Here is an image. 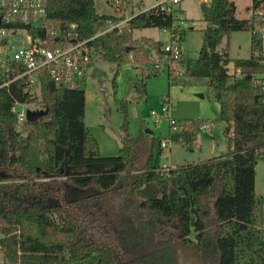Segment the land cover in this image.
Masks as SVG:
<instances>
[{"label": "trees", "instance_id": "trees-1", "mask_svg": "<svg viewBox=\"0 0 264 264\" xmlns=\"http://www.w3.org/2000/svg\"><path fill=\"white\" fill-rule=\"evenodd\" d=\"M262 0H253L252 6ZM208 26L196 65L184 57L183 76L205 79L226 123L228 152L196 164L162 172V139L139 143L128 133L116 156H103L85 125L83 89L58 88L44 75L41 99L22 82L0 90V249L11 264H175L181 243L216 264H264V206L255 194L256 167L264 156L263 42L253 33V17L240 19L231 0L203 2ZM49 16L76 23L81 39L94 36L109 21L125 17L99 14L95 0H51ZM145 28L169 30L184 41L185 30L160 6L133 15L127 26L90 43L106 62L163 59L164 43L135 38ZM250 31L251 56L232 60L219 51L233 32ZM233 64V71L230 65ZM141 75L135 87L145 91ZM169 75L173 78L172 72ZM177 79V78H174ZM40 102L47 114L21 125L16 102ZM127 117L126 103H123ZM208 120L171 123L170 139L188 149ZM127 130V123L123 127ZM92 188L84 200L77 192Z\"/></svg>", "mask_w": 264, "mask_h": 264}, {"label": "rangeland", "instance_id": "rangeland-1", "mask_svg": "<svg viewBox=\"0 0 264 264\" xmlns=\"http://www.w3.org/2000/svg\"><path fill=\"white\" fill-rule=\"evenodd\" d=\"M115 5L112 0H95L99 14L116 15L125 13V18H131L141 11L152 8L159 0H118ZM210 0L204 2L209 3ZM236 5V15L240 19L251 15L252 0H231ZM203 0H183L177 9L185 20L184 41L180 44L184 57L191 66L196 65L204 41V30L208 26L202 12ZM119 6L122 9H119ZM152 37L164 44L171 42V34L158 28H145L134 31V37ZM26 34L19 32L14 38L17 45ZM251 32H233L230 38H224L219 51L227 49L232 60L248 59L251 56ZM123 63L106 62L97 56L89 65L87 81L82 89L86 94L85 125L99 143V152L103 156H116L124 146L123 139L127 133L139 143L149 144L153 139L169 142L163 148L162 165L172 169L188 164H196L214 156L228 152V136L225 134L226 123L219 119L220 105L212 88L205 79L183 76L186 66L172 63V75H169L167 59H161L153 54L147 62H136L132 55ZM156 62L163 70L156 76L146 79L145 91L140 92L135 85L141 75L155 71ZM233 64L230 71H233ZM177 78V79H174ZM41 99V93L37 91ZM165 98H170L173 110L163 112ZM126 103V112L123 103ZM40 102L25 104L19 110H41ZM153 113L155 115H153ZM208 120L213 122L212 131L201 130L197 134V145L188 149L180 143H170L171 120ZM127 123V130L123 127ZM21 139L26 136V130L19 124ZM256 197L264 206V156L256 167L255 182ZM1 238V234H0ZM0 264H11L5 259L0 249Z\"/></svg>", "mask_w": 264, "mask_h": 264}, {"label": "built area", "instance_id": "built-area-1", "mask_svg": "<svg viewBox=\"0 0 264 264\" xmlns=\"http://www.w3.org/2000/svg\"><path fill=\"white\" fill-rule=\"evenodd\" d=\"M112 1L115 5L119 4L118 0ZM182 1L159 0L153 7L160 6L167 10L176 19V28L182 30L185 20L177 9ZM50 2L51 0H0V90L9 89L13 84L22 82L31 97L40 99L37 91L42 96L44 75L51 77L58 88L82 89L83 83L87 81L89 65L98 56L90 43L114 28L127 26L130 19L124 18L117 23L109 21L91 38L81 39L76 23L66 24L49 16ZM251 9L253 33L263 42V46L255 54L263 56L261 64L264 66V0ZM164 31L171 34V42L164 44L166 55L163 59L169 61L166 66L172 72V63L184 58L180 46L182 42L179 41L178 34L166 29ZM19 32L26 34L21 39V45L14 41ZM155 70H163L160 63L156 62ZM257 78L261 90L264 91V72L257 75ZM165 103L169 105L164 106L163 112L173 110L170 98H165ZM25 104L30 103L16 102L12 108L17 114L19 124L27 121L28 111L19 110ZM173 121L174 119L171 123ZM212 127L213 124H207L202 130L212 131ZM168 143L163 141L162 147H166ZM169 168L162 165L161 171L167 172Z\"/></svg>", "mask_w": 264, "mask_h": 264}, {"label": "water", "instance_id": "water-1", "mask_svg": "<svg viewBox=\"0 0 264 264\" xmlns=\"http://www.w3.org/2000/svg\"><path fill=\"white\" fill-rule=\"evenodd\" d=\"M1 25V20H0ZM47 114L46 110H37L27 112V121L34 123L38 121L40 118H43ZM96 194V191L92 188L87 190H81L77 192V199L84 200L86 198H90ZM166 247H171L175 250V264H216L215 262L205 261L200 254L194 249L184 246L181 243H168L165 245Z\"/></svg>", "mask_w": 264, "mask_h": 264}, {"label": "crops", "instance_id": "crops-1", "mask_svg": "<svg viewBox=\"0 0 264 264\" xmlns=\"http://www.w3.org/2000/svg\"><path fill=\"white\" fill-rule=\"evenodd\" d=\"M252 4H253V0H252ZM252 4H251V8H252ZM119 9H122V8L119 6ZM250 10H252V9H250ZM124 14H125V13L122 12L120 15H121V16H124ZM251 15H252V13H251ZM251 15H250V17H251ZM124 17H125V16H124ZM248 18H249V17H248ZM142 37H148V36H142ZM140 38H141V37H140ZM150 38H152V37H150ZM212 124H213V123H212Z\"/></svg>", "mask_w": 264, "mask_h": 264}]
</instances>
